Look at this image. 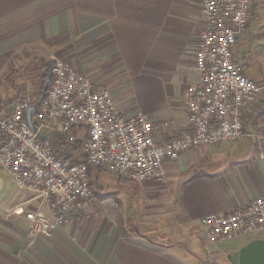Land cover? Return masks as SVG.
I'll use <instances>...</instances> for the list:
<instances>
[{"label":"crops","instance_id":"1","mask_svg":"<svg viewBox=\"0 0 264 264\" xmlns=\"http://www.w3.org/2000/svg\"><path fill=\"white\" fill-rule=\"evenodd\" d=\"M252 5L235 57L246 76L264 85V0ZM204 24L201 0H0V115L11 113L18 90L30 96L14 81L21 69L7 73L12 58L34 55L26 63H40L46 73V59L57 57L109 89L120 112L146 115L157 142L179 137L189 128L183 95L199 79L196 38ZM44 88L29 97L32 106ZM258 106L244 113L245 130L258 137L189 151L165 162L162 180L137 186L135 217L124 223L125 232L85 216L86 201L50 238L36 235L25 214L13 211L53 221L46 200L0 171V204H6L0 209V264H240L245 250L244 259L264 264V234L213 243L200 224L264 196V114ZM82 134L71 132L78 139Z\"/></svg>","mask_w":264,"mask_h":264},{"label":"built area","instance_id":"2","mask_svg":"<svg viewBox=\"0 0 264 264\" xmlns=\"http://www.w3.org/2000/svg\"><path fill=\"white\" fill-rule=\"evenodd\" d=\"M201 2L205 24L195 51L199 79L183 95L189 128L181 136L157 142L146 115L120 112L109 89L56 57L37 102V132L28 122L34 106L26 98L16 101L9 115H0V170L12 175L18 187L40 194L54 218L14 209L15 215L25 214L32 233L50 238L92 197L90 168L142 185L162 180L165 162L189 151L258 137L245 130L244 113L257 103L264 85L246 76L235 57V46L253 16L252 0ZM72 130L83 132L81 139L72 136ZM39 133L50 138L42 139ZM55 133L68 135L70 143L81 142L82 159L75 163L59 154L51 143ZM200 224L213 243L264 234V196L228 215L203 218Z\"/></svg>","mask_w":264,"mask_h":264},{"label":"rangeland","instance_id":"3","mask_svg":"<svg viewBox=\"0 0 264 264\" xmlns=\"http://www.w3.org/2000/svg\"><path fill=\"white\" fill-rule=\"evenodd\" d=\"M33 57L34 55L33 56L31 55L29 57L26 56L13 57L11 60L12 67H10L9 65L6 66L7 73H12L11 68L21 69L18 73L14 75V81L17 80V86L19 88H24L23 90L27 89V92L30 95L29 97H33L40 92L43 85H45V82L47 80L51 68V62H49V60L47 59H46V63L49 64V70L46 73H44V70L41 67L40 63L27 64L26 62L32 61ZM17 95L20 99L22 98L30 99L28 96L24 97L25 95H22V93H20L19 90ZM3 98H4L3 92L1 91V87H0V102L3 100ZM38 123L39 122L36 119L35 124ZM109 174L111 173L108 172L107 174L105 173L100 174L94 178L95 183L93 186L94 189L93 195L91 198L87 200L88 210L84 213V215L100 219L102 220L100 222L103 224L104 223L113 224L118 233L120 231L125 232L123 230L124 223L127 222L131 217L132 218L135 217L134 214L136 211L135 207L137 204L136 201L138 196L136 189L137 186H141V185L130 181H126L125 183H121V182L119 183L118 182L119 177ZM123 184H129L131 186V189L130 190L128 189V192H123V188H121V185ZM3 188H4L3 180L0 178V193L3 191ZM130 196L134 197L133 198L134 203H130L128 201V197ZM5 206H6L5 202L1 203L0 209H2Z\"/></svg>","mask_w":264,"mask_h":264},{"label":"trees","instance_id":"4","mask_svg":"<svg viewBox=\"0 0 264 264\" xmlns=\"http://www.w3.org/2000/svg\"><path fill=\"white\" fill-rule=\"evenodd\" d=\"M45 71L47 72L49 70V64H44ZM18 99V97L16 98ZM259 103V110L260 114H264V92L262 95L259 97L258 101ZM51 143L52 145L58 150L59 154L63 156H69L72 162L77 163L79 160L82 159L83 157V150H82V143L81 142H76V143H70L69 142V137L68 135H63V134H52L51 135ZM70 153H76V157L70 156ZM106 173L105 170L101 169H89V178H90V184L92 187V191H94L93 186H94V178L97 175L104 174ZM127 180L118 178V182L120 183H125Z\"/></svg>","mask_w":264,"mask_h":264},{"label":"water","instance_id":"5","mask_svg":"<svg viewBox=\"0 0 264 264\" xmlns=\"http://www.w3.org/2000/svg\"><path fill=\"white\" fill-rule=\"evenodd\" d=\"M49 80H50V74H49V76H48V79H47V82H46V86H47V84L49 83ZM38 109H39V104H37L36 106L32 107V108L30 109V111L28 112V116H27V118H28V122H29V124H30V126H31V128H32V130H33L34 132H37V127L35 126V124H34V122H33V118H34L36 112L38 111ZM39 136H40L42 139H49V138H50V136L45 135V134H43V133H39ZM245 251H246V250H245ZM245 251H242V254H241V262H240V264H258L256 260H250L249 258H245V259H244V254H246Z\"/></svg>","mask_w":264,"mask_h":264}]
</instances>
